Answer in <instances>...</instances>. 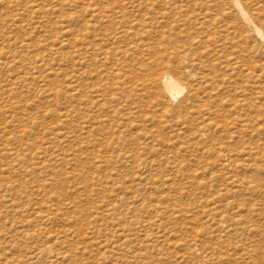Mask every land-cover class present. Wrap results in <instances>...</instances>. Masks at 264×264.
<instances>
[{"label": "rangeland", "instance_id": "374dc122", "mask_svg": "<svg viewBox=\"0 0 264 264\" xmlns=\"http://www.w3.org/2000/svg\"><path fill=\"white\" fill-rule=\"evenodd\" d=\"M234 1L0 0V264H264V39Z\"/></svg>", "mask_w": 264, "mask_h": 264}, {"label": "bare ground", "instance_id": "6f19581e", "mask_svg": "<svg viewBox=\"0 0 264 264\" xmlns=\"http://www.w3.org/2000/svg\"><path fill=\"white\" fill-rule=\"evenodd\" d=\"M234 6L237 9V11L239 12V14L241 15L243 21L247 25H249L250 27H252L253 28V31L259 37H261L262 39H264V34H263L262 30L253 22V20L251 19V17L248 15L247 11L245 10V8L242 6L241 2L239 0H235L234 1ZM82 43L85 44L86 42L85 41L84 42L82 41ZM86 44L88 46H92V47H90V49L93 52V53H91V56H94L96 58H100L102 56L101 59L98 60L99 62H97V63L102 64V66L105 65V62L106 61L113 62L115 60L116 54H114L115 53L114 51H110V50H106L105 51V50L102 49L101 45H99V44H95V43H94V45H92L90 43H86ZM73 45L75 47H78V45H80V44L78 42L76 43L74 41ZM97 47H99V48H97ZM163 85H164V91L166 92V94L172 100H177L178 98H181L183 96V94L185 93V90H186L184 84H182V82H180V80L177 79L171 73L165 74L163 76Z\"/></svg>", "mask_w": 264, "mask_h": 264}]
</instances>
